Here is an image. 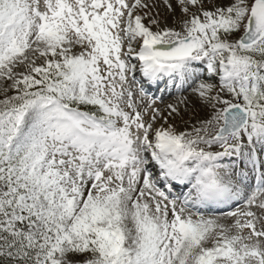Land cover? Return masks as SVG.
<instances>
[{"label":"snow or ice","instance_id":"snow-or-ice-1","mask_svg":"<svg viewBox=\"0 0 264 264\" xmlns=\"http://www.w3.org/2000/svg\"><path fill=\"white\" fill-rule=\"evenodd\" d=\"M159 3L0 0V264H264V0Z\"/></svg>","mask_w":264,"mask_h":264},{"label":"rangeland","instance_id":"rangeland-1","mask_svg":"<svg viewBox=\"0 0 264 264\" xmlns=\"http://www.w3.org/2000/svg\"><path fill=\"white\" fill-rule=\"evenodd\" d=\"M157 3L158 7L154 11L159 12V18L162 20V26L164 23H166L167 26L176 27L171 14L167 11L163 4L159 3V0H157ZM145 23H147V21H145ZM152 90V94L156 97L158 102L157 106L160 107L162 111L167 110V105L176 104L182 96H188L189 99H193L191 92H182L178 86L173 87L171 83H169L167 90H165L163 87H160L159 91H157L155 87H153ZM181 116L183 117L182 119L177 117L174 120H169V123L174 124L178 131L187 130L189 125L193 122L199 121L204 116V113L200 110L198 105L194 104L193 106H189L186 110L182 111ZM160 123H163V121ZM216 214L222 215V212H218Z\"/></svg>","mask_w":264,"mask_h":264},{"label":"bare ground","instance_id":"bare-ground-1","mask_svg":"<svg viewBox=\"0 0 264 264\" xmlns=\"http://www.w3.org/2000/svg\"><path fill=\"white\" fill-rule=\"evenodd\" d=\"M152 91V93H153V90H151Z\"/></svg>","mask_w":264,"mask_h":264}]
</instances>
